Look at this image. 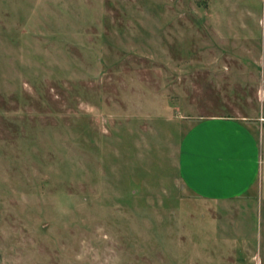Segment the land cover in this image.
<instances>
[{"label": "rangeland", "instance_id": "obj_1", "mask_svg": "<svg viewBox=\"0 0 264 264\" xmlns=\"http://www.w3.org/2000/svg\"><path fill=\"white\" fill-rule=\"evenodd\" d=\"M199 60L264 113V0H0V264H264L179 181Z\"/></svg>", "mask_w": 264, "mask_h": 264}, {"label": "crops", "instance_id": "obj_2", "mask_svg": "<svg viewBox=\"0 0 264 264\" xmlns=\"http://www.w3.org/2000/svg\"><path fill=\"white\" fill-rule=\"evenodd\" d=\"M212 66V60H199L195 66L193 112L185 113L191 121L185 127L178 152L179 181L195 197V207L199 202L201 210L216 209L228 217L220 219L218 215L215 221L210 213L207 226L202 213L201 220L195 222L202 226V234L210 226H232L236 234H245L243 243L251 244V236L244 231L251 224L249 214L258 211L264 218V113L247 93L245 81L249 74L230 78L224 75L225 64L223 69L217 66L216 72ZM232 85L246 89L241 93L236 90V94L229 92L230 88L224 91ZM213 91L220 95V106L225 111H215L213 104L203 102V95ZM221 237V243L239 242L223 232Z\"/></svg>", "mask_w": 264, "mask_h": 264}]
</instances>
